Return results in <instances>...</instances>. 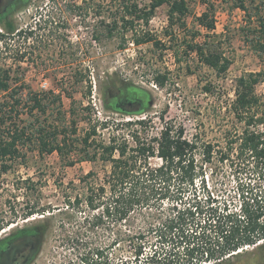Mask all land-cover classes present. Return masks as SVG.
Here are the masks:
<instances>
[{"label": "rangeland", "instance_id": "rangeland-1", "mask_svg": "<svg viewBox=\"0 0 264 264\" xmlns=\"http://www.w3.org/2000/svg\"><path fill=\"white\" fill-rule=\"evenodd\" d=\"M152 1L32 0L15 15V33L0 36V69L9 71L11 88L26 84L21 92L24 97H28L29 91L44 94L53 89L62 93V110L68 119L72 107L75 116L87 121L93 119L90 124L79 123L80 135L96 121L107 119L111 121L110 127L103 129L98 125L97 130L108 136L113 127L117 129L115 134L125 135L131 143L135 133L141 138L158 137L166 122L176 129L183 127L187 138H197V159L199 164H204L207 187L219 207L227 204L237 210L241 203L248 200L251 203L253 198L257 205L258 201L264 202V169L255 166L246 154H240L238 143L232 142L245 127V121L238 119L232 109L237 80L249 72L264 70V51H257L255 45L259 18L264 16V0H246L247 11L237 6V0H188L190 10L184 17L187 25L174 27L169 25L168 4L158 7L148 23L126 9L134 2L138 9H144ZM210 5L216 20L215 33L223 34L219 41L223 42L221 48L232 60L223 74L202 63L196 52L184 51L188 42L196 44L205 39L208 31L198 23L197 17L210 9ZM126 20H134V25L125 26ZM254 26L256 29L250 31ZM30 30L34 33L30 34ZM0 32L6 33L2 22ZM148 32L165 45L134 43V38ZM228 37L229 43L225 41ZM174 50H179L180 62ZM158 73L168 75L166 85L155 80ZM81 76L85 80L78 82ZM122 81L149 91L147 113L129 115L106 107L108 86H120ZM256 92L260 102L255 112L261 116L264 81L257 84ZM7 95L10 93L0 90V98ZM46 101L50 104L46 115L57 118L58 103L52 97ZM87 105L91 106L90 110ZM46 115L40 114L41 118ZM134 119L148 122L127 124ZM258 127L264 129L263 125ZM207 142L215 144L210 160L203 153V144ZM27 154L26 160L21 159L9 171L0 172V227H3L0 235L48 220L51 228L32 264H151L150 254L154 250L172 253H168L164 264H182L190 258L185 248L190 243L177 236V229L172 233L165 229L159 223L161 217L150 223L137 211L132 221L104 218L97 226H91L92 220L86 217L93 213L84 202L73 204L74 196L81 192V178L92 170L98 178H103L109 165L101 161H78L75 153L67 157L69 161L75 160L73 164L64 161L57 152L44 158L32 149ZM149 161L153 166L162 163L158 156L150 157ZM93 178L96 177L90 179ZM201 178H197V187H201ZM174 190L173 187L171 193ZM162 204L164 209L159 214L166 218L172 199L165 198ZM31 205L49 207L50 211L46 217L37 213L25 217ZM127 234L135 237L130 239ZM140 244L144 254L136 258L135 248ZM96 248L102 254L93 253ZM194 262L200 263L197 259ZM200 264H213V261ZM220 264H264V248L249 246Z\"/></svg>", "mask_w": 264, "mask_h": 264}, {"label": "trees", "instance_id": "trees-1", "mask_svg": "<svg viewBox=\"0 0 264 264\" xmlns=\"http://www.w3.org/2000/svg\"><path fill=\"white\" fill-rule=\"evenodd\" d=\"M164 4L169 5L171 27L187 25L184 17L190 10L188 0H153L144 9H138V4L134 2L127 5L126 9L131 14L136 13L138 19H146L148 23L156 9ZM237 6L248 10L246 0H237ZM212 9L213 5H210V9L197 17L198 23L208 31L205 39L196 44L188 42L187 50L184 51L196 52L202 63L212 67L218 74H223L230 68L232 60L221 48L223 42L219 41L223 34L215 33L216 20ZM248 14L251 18L252 14ZM259 19L258 28L254 26L249 30L256 29L259 33L255 45L257 51L262 49L263 52L264 40L261 38L264 39V16ZM125 22V26L134 25V20ZM4 26L6 33L0 32L1 37L15 33L14 24ZM110 31L112 33L113 30ZM33 33L30 30V34ZM125 35L124 32V41ZM194 35L196 37L197 34ZM229 39L228 37L225 41L229 43ZM148 42L162 44L149 32L134 38V43L138 45ZM174 53L176 60L180 62L179 50H174ZM9 75L8 70L0 69V90L10 93L9 96L0 98V172L9 171L13 164L21 159L26 160L28 149L36 150L42 158L57 152L67 162V157L71 158L75 153L78 161H101L110 166L103 178H98L94 170L87 173L81 178V192L74 196L73 204L84 202L93 213L86 217L92 220L91 226H97L96 223H100L104 218L132 221L137 211L146 222L152 223L154 219L161 217L159 223H162L165 229L171 230V233L177 229V236L186 244L190 243L185 247L190 258L182 264H194L195 259L200 263L213 261V264H220L231 256L239 255L249 246L259 245L260 249L264 248L261 244L264 241V202L258 201L257 205L256 199L253 198V202L244 201L237 210L230 209L227 204L219 207L216 197L207 187L204 164H199L197 159V138H187L183 127L176 129L173 124L166 122L158 137L141 138L135 133L132 136L134 143H131L125 135L115 134L117 129L113 127L110 128L108 136L98 131V125L103 129L110 127L111 121L107 119L96 121L80 135L79 123L86 121L90 124L93 119L87 121L86 118L75 116L74 107L71 108L72 115L68 119L67 113L62 110L63 94L53 89L44 94L29 91L28 97H24L21 92L27 87L26 84L11 88ZM168 79L166 73H158L155 76V80L162 86L166 85ZM77 80L84 81L85 77L81 76ZM260 81H264V70L249 72L237 80L236 98L232 109L238 119L245 121V127L240 134L235 135L232 142L238 143L240 154H246L255 166L264 169V129L258 127L264 126V114L257 116L255 112L260 102L256 92ZM206 90L209 91L210 87L207 86ZM49 97L58 103L60 115L57 118L50 119V114L46 115L50 109V104L46 101ZM150 99L148 90L132 82L122 81L120 86H108L105 105L125 114L140 115L149 111ZM86 108L90 110L91 106L87 105ZM121 108L125 109L121 111ZM40 114L46 115V118H41ZM147 122L145 119H134L127 121V124ZM255 125L257 127L254 128ZM203 145L204 156L210 160L215 144L207 142ZM154 156L162 159L160 165L153 166L149 161V158ZM73 161L69 162L73 164ZM93 176L96 178L90 179ZM199 176H202L201 187L195 185ZM28 181L35 185L32 178H28ZM173 187L176 191L171 193ZM168 197L172 199V204L169 214L163 218L159 212L164 209L163 199ZM49 209L31 205L25 217L35 213L46 217ZM96 210L98 211L94 212ZM47 222L48 220H43L15 228L5 235L1 234L0 264H32L41 252L51 228ZM209 228L211 231H208ZM127 237L131 239L135 235L127 234ZM93 253L99 255L102 251L96 248ZM168 253L164 250H154L150 254V263L164 264L162 262L166 260ZM143 254L144 248L140 244L135 248V256L137 258Z\"/></svg>", "mask_w": 264, "mask_h": 264}, {"label": "flooded vegetation", "instance_id": "flooded-vegetation-1", "mask_svg": "<svg viewBox=\"0 0 264 264\" xmlns=\"http://www.w3.org/2000/svg\"><path fill=\"white\" fill-rule=\"evenodd\" d=\"M32 0H0V22L4 25L14 24L15 15ZM125 108H121L123 111Z\"/></svg>", "mask_w": 264, "mask_h": 264}]
</instances>
